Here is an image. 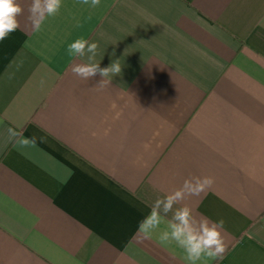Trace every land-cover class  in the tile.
Returning a JSON list of instances; mask_svg holds the SVG:
<instances>
[{
    "label": "crops",
    "instance_id": "1",
    "mask_svg": "<svg viewBox=\"0 0 264 264\" xmlns=\"http://www.w3.org/2000/svg\"><path fill=\"white\" fill-rule=\"evenodd\" d=\"M18 2L0 41V264H184L137 225L192 176L214 184L182 204L224 221L207 264H264V0H62L39 32ZM78 38L93 60L67 55ZM112 62L102 88L71 71Z\"/></svg>",
    "mask_w": 264,
    "mask_h": 264
},
{
    "label": "clouds",
    "instance_id": "2",
    "mask_svg": "<svg viewBox=\"0 0 264 264\" xmlns=\"http://www.w3.org/2000/svg\"><path fill=\"white\" fill-rule=\"evenodd\" d=\"M90 8L100 6L101 0H78ZM62 7V0H31L27 8V24L31 30H42L48 18L56 16ZM24 7L18 0H0V41L6 40L20 28L19 17L24 15ZM98 43L84 38L71 42L66 49L70 57L87 56L91 61L97 54ZM114 55V53H113ZM74 75L88 80L97 75L103 77L96 87H104L109 74H120L121 66L112 62L101 68L100 63H76L71 67ZM11 78V77H9ZM214 184L210 176H192L173 192L157 197L150 207L149 213L139 221L137 231L143 239H151L158 232L161 245L175 243L183 251L184 264H200L223 258L227 250L222 229L223 220L211 221L209 218L197 217L191 207L182 204L188 197L199 196L205 189ZM171 213V218L166 219ZM162 223L166 228L160 229Z\"/></svg>",
    "mask_w": 264,
    "mask_h": 264
}]
</instances>
